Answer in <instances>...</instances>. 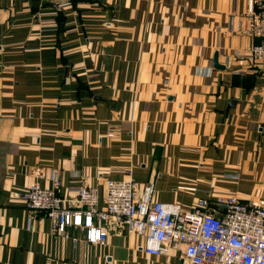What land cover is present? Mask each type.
Instances as JSON below:
<instances>
[{
  "label": "crops",
  "instance_id": "crops-1",
  "mask_svg": "<svg viewBox=\"0 0 264 264\" xmlns=\"http://www.w3.org/2000/svg\"><path fill=\"white\" fill-rule=\"evenodd\" d=\"M250 0H0V264H186L110 229L54 235L20 198L58 178L63 197L109 180L221 211L264 198V66ZM257 10V9H256ZM218 58L217 67L215 58Z\"/></svg>",
  "mask_w": 264,
  "mask_h": 264
},
{
  "label": "built area",
  "instance_id": "built-area-1",
  "mask_svg": "<svg viewBox=\"0 0 264 264\" xmlns=\"http://www.w3.org/2000/svg\"><path fill=\"white\" fill-rule=\"evenodd\" d=\"M249 6L253 33L261 37L249 58L264 66V0H250ZM62 186L56 178L49 188L33 183L20 195L34 215L47 214L54 235L79 229L88 243L105 244L110 229L128 226L145 237L143 249L149 255L182 245L186 264H264V198L257 205L224 198L219 201L221 211L199 199L192 210H185L176 203L158 202L154 182L140 189L134 180H109L100 207L98 189L81 185L75 196L66 198Z\"/></svg>",
  "mask_w": 264,
  "mask_h": 264
},
{
  "label": "water",
  "instance_id": "water-1",
  "mask_svg": "<svg viewBox=\"0 0 264 264\" xmlns=\"http://www.w3.org/2000/svg\"><path fill=\"white\" fill-rule=\"evenodd\" d=\"M215 63H216V65H217V67H219V65H218V58H217V56H216V58H215Z\"/></svg>",
  "mask_w": 264,
  "mask_h": 264
}]
</instances>
